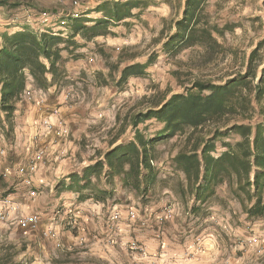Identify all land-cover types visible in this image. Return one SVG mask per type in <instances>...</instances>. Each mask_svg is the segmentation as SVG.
Here are the masks:
<instances>
[{
    "label": "trees",
    "instance_id": "16d2710c",
    "mask_svg": "<svg viewBox=\"0 0 264 264\" xmlns=\"http://www.w3.org/2000/svg\"><path fill=\"white\" fill-rule=\"evenodd\" d=\"M151 1L104 0L96 7L100 17L70 19L66 36L53 32L51 23L44 29L24 24L11 33L2 32L0 128L5 137L12 136L15 104L21 96L27 100V86L47 89L65 78L66 62L79 56L76 36L90 42L98 36L112 35L113 27L129 26L128 20L139 17ZM162 1L173 6L172 0ZM207 3L208 0H182L179 5L177 0L178 15L164 21L154 38L153 44H160L159 52L151 50L144 61H134L137 53L129 48H123L112 60L103 45L94 43L105 70L93 75L100 85L120 89L129 78L145 76L159 53L175 61L177 67L171 72L179 84L187 85L167 97L143 96L146 106L136 112L127 111L121 119L119 131L130 126L132 138L109 147L102 158L80 174L72 173L73 182L85 186L91 177L98 181L106 165L105 183L119 179L121 187L132 191L142 203L147 192L158 184L184 206L189 201L188 210L196 216L203 217L214 204L228 208L232 201L247 218L264 217V36L248 54L239 57L224 43L225 32L232 31L235 25L213 21L206 10ZM8 5L9 0H0V6ZM41 12L46 10L36 9L35 22L40 20ZM185 50L186 58L178 59ZM228 56L231 64L222 74H194V70L216 65ZM149 119L162 124L151 138L138 128ZM169 140L176 146L169 158L172 173L160 178L153 164L156 145ZM112 192L93 190L94 199L103 201ZM20 249L0 236V264H30L15 258Z\"/></svg>",
    "mask_w": 264,
    "mask_h": 264
},
{
    "label": "crops",
    "instance_id": "0c3cea01",
    "mask_svg": "<svg viewBox=\"0 0 264 264\" xmlns=\"http://www.w3.org/2000/svg\"><path fill=\"white\" fill-rule=\"evenodd\" d=\"M102 1L104 0L85 1L91 4V9L95 7L90 14H100L91 18L101 16L96 7ZM14 3L18 5L13 6ZM160 5L165 6L167 11L170 10V4L161 1ZM78 7H82L78 0H73L72 4L70 0H9L8 6H0V10L6 8L7 13L11 12V16L4 18L6 20L1 17L2 22L6 21L1 24L9 27L0 34L19 30L24 24L44 29L51 23L52 29L55 28L58 33L66 36L69 33L66 23L71 19L70 12L82 13L87 9L82 7L83 9L77 12ZM36 9L46 10L45 13L50 14L49 19L44 23L35 22ZM84 16L90 18L87 13ZM116 27L118 26L112 30ZM1 28L3 29L2 26ZM75 41L76 52L79 49L81 51L77 61L83 58L82 48L88 45L83 39L78 40V36ZM69 61L65 64L66 70L71 64ZM91 69L90 73H93L94 69ZM56 89V83H52L46 92L50 95ZM49 95L48 103L39 107L35 103L24 101L21 96L13 111L12 137L7 138L0 132V147L5 149L4 154L0 155V196L8 195L17 203L23 214L37 213L40 216L36 231L9 226L0 221V236L16 249L22 248L15 257L17 260L30 264H104L103 260L111 261V257H116L124 264H222L217 260V257L221 256V248L219 243L215 245L216 236L214 239H211L210 234L208 238L203 237L208 246L202 253L196 254L197 259L196 255L191 257L184 254L185 250L176 241L177 234L171 232L173 229L160 231L157 226L156 229L147 230L151 225H147V221L143 227L145 224L141 221L128 219L124 206L134 202L133 193L123 189L121 181L117 178L112 184L105 183L106 165L103 166L98 181L91 177L85 186H81V182H73L70 178L72 173L80 174L83 168L102 158L109 147L124 142L126 128L119 131L121 120L118 119L117 122L106 126L108 131L105 134L94 135L89 132L92 128L90 123L79 117L83 113L82 110H79L78 114L73 113L75 107L59 104ZM39 110L49 111L40 113L37 112ZM65 115L66 117H62ZM43 118H49V130L42 125ZM129 131L130 137L127 139H131L133 135V129L130 128ZM114 137L116 139L112 142ZM39 147L45 148L42 158L35 157V151ZM97 189H112L113 192L111 196L106 195L105 200L98 201L94 199L93 193V190ZM170 195L173 200L170 201L171 205H176V214L170 215L166 220H175L178 225L177 221H183L186 217L190 202L184 206L171 192ZM235 206L237 208L238 204L235 203ZM115 210L120 212V218L112 221L111 215ZM243 215L246 217V214ZM255 222L262 227L264 217L253 221V226L257 225ZM48 228L54 229V235L43 236L42 231ZM263 228L258 234L246 235L239 231L241 235H238L239 232H232L229 238L233 237L232 239L245 247L248 246V239L252 238L251 247L253 245L255 248H250L264 256ZM136 239L139 245L144 247V252L130 246V251L127 249L128 243ZM228 255V264H236V260H232L230 254ZM183 257L186 258L185 262ZM115 262L118 263V260Z\"/></svg>",
    "mask_w": 264,
    "mask_h": 264
},
{
    "label": "rangeland",
    "instance_id": "374dc122",
    "mask_svg": "<svg viewBox=\"0 0 264 264\" xmlns=\"http://www.w3.org/2000/svg\"><path fill=\"white\" fill-rule=\"evenodd\" d=\"M70 1L72 4L73 0ZM85 1L86 0H78V3L81 4L82 7H87V9L85 8L82 13H76V11L70 12L71 19L80 18L81 16L84 17L83 15L86 13L90 16V18L87 19H94L91 17L100 15L95 12L90 14L95 7L91 9L89 7L91 4ZM161 1L162 0H152L151 5L142 11L139 17H132L128 20L129 26L120 24L118 27L114 28V34L98 36L93 41L86 42L88 46L82 48V53L84 54L83 58L77 61L76 59H74L75 61H69L71 64L66 70L65 78L56 84L57 89L50 94L52 99L59 104L75 107V110L72 111L73 113L78 114L80 113L78 111L82 110L83 113L79 117L86 119V122L90 123L92 126V128L89 129L90 133L98 136L103 135L108 131L106 126L117 122L118 119L121 120L127 111L132 110L136 112L145 107L143 96L156 94L158 96L166 95L167 97L172 93L183 91L182 87L187 85L185 84L183 86V84H179V81L171 72V70L177 67V64L172 58L163 53H159L156 62L147 68L145 76L138 77L137 79L129 78L130 80L128 79L120 89L111 84L100 85L93 76L96 71L103 69L102 59L97 55L94 49V43L103 45L105 50L112 55V60L116 58V55L123 48H129L131 51L137 53V57L134 61H144L146 55L151 50L159 52L160 44H153L154 38L158 35V30H160L164 21H169V19L178 15L180 8L177 5V0H172L173 6H170V10L167 11L165 6L160 5ZM181 1L182 0H180L179 5H181ZM82 7H78L77 12L83 9ZM6 10V8L0 10V32L9 27V25H2L4 21L2 22L1 17L3 20H6L4 18L11 16V12L7 13ZM206 10L212 16L213 21L218 24L223 25L225 22H229L235 25L232 31L225 32L224 43L231 49L237 51L239 57L248 54L256 42L264 36V0H208ZM14 15H16V13H14ZM39 17V23H44L49 19L48 13L45 12H41ZM62 25H64L63 22ZM52 31L57 32V29L53 28ZM80 39L81 38L78 36V40ZM77 51L80 55V49ZM187 53L188 51L186 50L181 52L178 55V59L184 60ZM230 59L231 57L228 56L227 60H219L216 65L209 66L200 71L194 70V74L203 75L207 72L220 75L225 71L227 65L231 64ZM91 68L94 69L93 73H90V71H92ZM28 80H31V78L28 77ZM27 88L31 90L25 97L27 102L35 103L36 106L40 104V106H43L48 103L49 94H47L46 89L39 87L33 88L31 85L27 86L25 90ZM66 91H70L68 98H65ZM44 111L48 112L49 110H39L37 112L41 113ZM62 117H66V115ZM44 119L49 120V118H43L42 120ZM48 123V128L44 126L46 130H49L51 126L50 121ZM161 127L162 124L155 119L146 120L138 125L140 131L150 138L161 129ZM112 129L114 128H110V130ZM129 129L130 127H126L124 142L130 140L127 139L128 136L130 137L131 131H129ZM1 130L0 128V132L2 133ZM172 144L173 141L169 140L167 142H160L156 145L157 158L153 160V164L160 178L169 177L172 173L169 166V158L170 155L174 153L176 147H173ZM1 148L4 149L3 147H0V149ZM166 189V187H160L156 184L147 192L146 198H143L145 199L144 203H142L143 200L140 198H134V202L124 206L127 218L129 219V211L134 210L138 216L134 221H141L144 224L147 221V225L151 224L146 228L147 230L156 229L157 226L160 231L163 229H169V231L173 229L171 232L177 234L176 241H178V244L185 250L184 254L190 255L191 257H195L197 253H202V251L207 249L206 247L208 245L204 242L205 238L203 237L205 236L208 238L210 234L211 239H214L216 236L215 245L219 243L221 256L217 257V260L222 264H228L230 260L228 259V254H230L231 259L233 258L236 260V264H264V256L255 252L256 250L254 251L251 249L255 248L253 245L251 247L252 240L246 242L248 246L245 247V245L239 244V241L237 242V240L235 241L232 239L233 237L229 238L232 232L238 233L239 231L246 235L258 234L264 227V225L262 227L258 225L259 223L257 224V222H255L257 225H252V222L258 218L249 219L245 217L239 207L237 206L236 208L235 202L230 201V206L228 208H221L214 204L203 217L194 215L187 207L185 213L186 217L183 216V221H177L178 225L175 220H173L172 222L174 223H172L166 220V218L159 222L156 216L162 214V212L169 207L172 208V213L170 215L176 214L174 209L176 205H171L173 200L170 192ZM233 210L236 212H233ZM233 221L235 223H233ZM146 224L143 227H145ZM174 224L178 227L173 226ZM136 232L138 233L140 231ZM166 235H168V232ZM238 235H241V233L239 232ZM250 236L256 239L253 235ZM2 239L4 238L2 237ZM133 241L138 245L140 244L137 242V239ZM131 242L128 243L129 245L127 247L129 251ZM242 246L244 248H242ZM111 258V261L109 260L110 262L108 260H103V263L124 264L116 257ZM196 258L198 259L197 255ZM185 259L186 258L183 257V261ZM116 260H118V263L115 262Z\"/></svg>",
    "mask_w": 264,
    "mask_h": 264
},
{
    "label": "built area",
    "instance_id": "2783aa9c",
    "mask_svg": "<svg viewBox=\"0 0 264 264\" xmlns=\"http://www.w3.org/2000/svg\"><path fill=\"white\" fill-rule=\"evenodd\" d=\"M172 213V208L169 207L162 212V214L156 216L159 222L163 221ZM129 219L134 221L138 216L134 210H130L128 213ZM120 218L119 211L115 210L111 215V220L116 221ZM0 221L9 226H18L30 231L38 230L40 223V216L37 213L23 214L20 212L17 203L11 199L8 195L0 196ZM143 224V222H141ZM43 236L54 235V229L48 228L42 231ZM252 239H248L250 242ZM131 248L137 249L140 252H144V247L138 245L136 242H131Z\"/></svg>",
    "mask_w": 264,
    "mask_h": 264
},
{
    "label": "bare ground",
    "instance_id": "6f19581e",
    "mask_svg": "<svg viewBox=\"0 0 264 264\" xmlns=\"http://www.w3.org/2000/svg\"><path fill=\"white\" fill-rule=\"evenodd\" d=\"M29 88V87H28ZM26 89L25 90V93H24V96L26 97V95H28L29 93H30V89ZM69 95H70V91H66V95H65V98H68L69 97ZM42 101V100H41ZM41 105V104H40ZM40 105H38V106H40ZM49 120L48 119H44V120H42V125L43 126H45V127H49ZM45 148H42V147H39V148H37L36 149V151H35V157H37V158H42L43 156H44V153H45V150H44ZM4 149H0V155H3L4 154Z\"/></svg>",
    "mask_w": 264,
    "mask_h": 264
}]
</instances>
